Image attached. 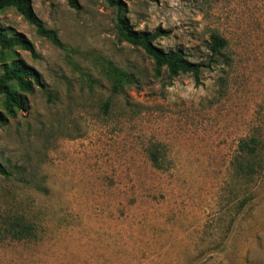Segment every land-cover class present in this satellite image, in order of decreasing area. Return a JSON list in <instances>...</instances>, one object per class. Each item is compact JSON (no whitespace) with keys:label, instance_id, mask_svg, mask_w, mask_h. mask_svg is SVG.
Returning a JSON list of instances; mask_svg holds the SVG:
<instances>
[{"label":"rangeland","instance_id":"1","mask_svg":"<svg viewBox=\"0 0 264 264\" xmlns=\"http://www.w3.org/2000/svg\"><path fill=\"white\" fill-rule=\"evenodd\" d=\"M76 1L30 0L66 50L0 11L33 47L0 48V74L16 57L41 82L0 125V264H264V0H120L135 29L202 63L198 81L118 40L113 6ZM111 66L133 80L113 91ZM251 135L261 167L241 177Z\"/></svg>","mask_w":264,"mask_h":264},{"label":"trees","instance_id":"2","mask_svg":"<svg viewBox=\"0 0 264 264\" xmlns=\"http://www.w3.org/2000/svg\"><path fill=\"white\" fill-rule=\"evenodd\" d=\"M103 1L115 8L113 26L118 40L142 49L153 61L156 71L165 68L169 77L189 72L198 81V73L202 63L190 61L179 48L164 50L159 47L155 41L163 35L160 28H156L153 31L135 29L126 17L120 0ZM68 3L71 7L78 8L76 0H68ZM9 7L14 8L26 22L32 25L38 35L47 38L53 45L66 50V46L60 40L57 31L46 27L35 15L30 0H0V11ZM207 46L210 52V62H217L214 57L219 51L224 49L226 41L217 34H211ZM14 47L33 53V47L25 37L18 35L10 28H2L0 26V48L12 49ZM108 77L113 82V91L120 90L122 83H130L133 80L132 73L114 66H111ZM33 84H41L37 73L20 59L13 57L8 63L4 64L3 72L0 74L1 107L4 110V112L0 111V125L5 124L6 115L14 116L15 111L27 108L23 93L31 92ZM108 103L109 100L104 102V109H106ZM260 146V140L253 135L239 140L237 146L238 156L233 162L235 174L241 177H249L258 171L261 167V159L258 157ZM148 155L153 165L158 167L159 156L154 146H150ZM0 175H9L8 170L2 163H0ZM16 227L20 237L31 233V226L28 224L17 223Z\"/></svg>","mask_w":264,"mask_h":264}]
</instances>
